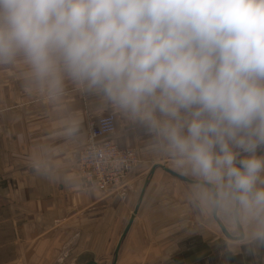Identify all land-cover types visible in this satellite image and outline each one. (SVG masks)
Masks as SVG:
<instances>
[{
  "label": "clouds",
  "instance_id": "obj_1",
  "mask_svg": "<svg viewBox=\"0 0 264 264\" xmlns=\"http://www.w3.org/2000/svg\"><path fill=\"white\" fill-rule=\"evenodd\" d=\"M18 61L53 95L67 79L99 96L221 200L264 214V0H0V65Z\"/></svg>",
  "mask_w": 264,
  "mask_h": 264
},
{
  "label": "crops",
  "instance_id": "obj_2",
  "mask_svg": "<svg viewBox=\"0 0 264 264\" xmlns=\"http://www.w3.org/2000/svg\"><path fill=\"white\" fill-rule=\"evenodd\" d=\"M109 113L114 140L140 160L123 184L99 188L83 182L77 159L89 122ZM153 143L70 80L53 95L22 61L0 65V213L18 231L14 264H264V214L221 200L226 188Z\"/></svg>",
  "mask_w": 264,
  "mask_h": 264
},
{
  "label": "built area",
  "instance_id": "obj_3",
  "mask_svg": "<svg viewBox=\"0 0 264 264\" xmlns=\"http://www.w3.org/2000/svg\"><path fill=\"white\" fill-rule=\"evenodd\" d=\"M116 120V115L109 113L92 121L87 129L86 144L77 159L79 173L87 185H121L139 162L135 147H122L114 140Z\"/></svg>",
  "mask_w": 264,
  "mask_h": 264
},
{
  "label": "rangeland",
  "instance_id": "obj_4",
  "mask_svg": "<svg viewBox=\"0 0 264 264\" xmlns=\"http://www.w3.org/2000/svg\"><path fill=\"white\" fill-rule=\"evenodd\" d=\"M91 122H89L88 127ZM17 235L18 231L12 226L10 215L0 213V264H14L16 257H18L16 247Z\"/></svg>",
  "mask_w": 264,
  "mask_h": 264
},
{
  "label": "water",
  "instance_id": "obj_5",
  "mask_svg": "<svg viewBox=\"0 0 264 264\" xmlns=\"http://www.w3.org/2000/svg\"><path fill=\"white\" fill-rule=\"evenodd\" d=\"M170 172H172V171H170ZM172 173H173V172H172ZM173 174H176V173H173ZM176 175H177V174H176ZM236 215H237V213H236ZM133 218H134V217H132L131 220H133ZM128 228H129V225H128L127 228L125 229V231H124V235L126 234ZM124 235H123V236H124ZM122 238H123V237H122ZM87 264H96V263H94V262H89V263H87Z\"/></svg>",
  "mask_w": 264,
  "mask_h": 264
}]
</instances>
